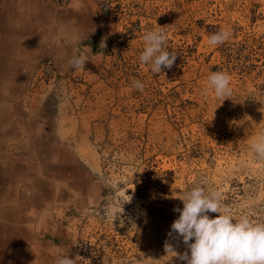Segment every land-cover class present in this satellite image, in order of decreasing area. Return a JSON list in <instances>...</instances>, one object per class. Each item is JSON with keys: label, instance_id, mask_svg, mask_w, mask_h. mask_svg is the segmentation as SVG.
I'll return each instance as SVG.
<instances>
[{"label": "rangeland", "instance_id": "1", "mask_svg": "<svg viewBox=\"0 0 264 264\" xmlns=\"http://www.w3.org/2000/svg\"><path fill=\"white\" fill-rule=\"evenodd\" d=\"M86 1L94 21L77 54L88 61L56 66L57 79L38 86L43 62L28 89V103L56 106L51 115L63 148L81 160L88 196L74 201L72 216L60 215L69 257L78 264H185L164 246L187 251L170 226L179 215L174 208L183 207L181 192L201 182L234 217L264 221V158L251 149L264 135V0ZM157 27L177 58L153 74L138 57L143 34ZM221 28L229 39L210 46L208 37ZM217 70L232 77L225 100L205 92L207 75ZM134 79L144 82L142 91Z\"/></svg>", "mask_w": 264, "mask_h": 264}, {"label": "crops", "instance_id": "2", "mask_svg": "<svg viewBox=\"0 0 264 264\" xmlns=\"http://www.w3.org/2000/svg\"><path fill=\"white\" fill-rule=\"evenodd\" d=\"M91 8L86 0H0V264H52V250L72 252L61 219L88 196L81 160L63 148L56 106L28 103V89L41 63L62 67L77 54Z\"/></svg>", "mask_w": 264, "mask_h": 264}, {"label": "clouds", "instance_id": "3", "mask_svg": "<svg viewBox=\"0 0 264 264\" xmlns=\"http://www.w3.org/2000/svg\"><path fill=\"white\" fill-rule=\"evenodd\" d=\"M230 35L229 30L221 28L208 37V44H221ZM167 38L163 27L148 30L142 36L143 49L138 58L153 74L160 73L162 66L171 68L177 58L174 52L164 47ZM87 61L86 55L81 52L74 53L67 63L73 68H80ZM231 81V74L227 71L210 72L205 92L211 89L217 98L225 100L232 94ZM131 86L142 91L145 84L134 79ZM251 149L258 157L264 158V135L252 141ZM179 199L183 207L174 208L179 215L170 226V235L174 233L181 238L187 251L178 253L171 243L166 242L164 247L167 253H175L185 264H264V221H254L247 214L234 217L222 203L220 193L206 188L203 182L181 192ZM108 211L111 214V208ZM209 213L218 215L211 217ZM50 255L52 264L81 262L78 256L70 258L68 253L58 247Z\"/></svg>", "mask_w": 264, "mask_h": 264}, {"label": "built area", "instance_id": "4", "mask_svg": "<svg viewBox=\"0 0 264 264\" xmlns=\"http://www.w3.org/2000/svg\"><path fill=\"white\" fill-rule=\"evenodd\" d=\"M58 5L65 6L70 4L74 0H52ZM100 11L104 15H108L111 12V8L108 4L100 3ZM40 73L38 74V81L40 82L38 86H44L46 84H51L53 81L57 79L58 73L55 68V65L51 62L43 63L42 67L40 68Z\"/></svg>", "mask_w": 264, "mask_h": 264}]
</instances>
